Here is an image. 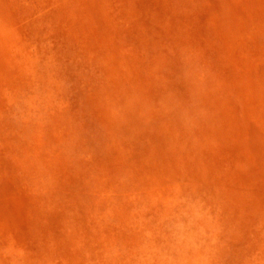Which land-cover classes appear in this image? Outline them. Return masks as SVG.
<instances>
[{"label": "rangeland", "instance_id": "374dc122", "mask_svg": "<svg viewBox=\"0 0 264 264\" xmlns=\"http://www.w3.org/2000/svg\"><path fill=\"white\" fill-rule=\"evenodd\" d=\"M0 264H264V0H0Z\"/></svg>", "mask_w": 264, "mask_h": 264}]
</instances>
